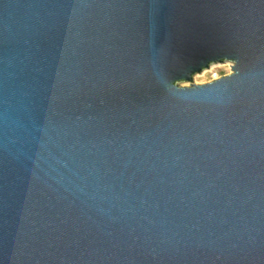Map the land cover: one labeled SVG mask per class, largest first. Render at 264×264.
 I'll return each instance as SVG.
<instances>
[{
	"label": "water",
	"instance_id": "1",
	"mask_svg": "<svg viewBox=\"0 0 264 264\" xmlns=\"http://www.w3.org/2000/svg\"><path fill=\"white\" fill-rule=\"evenodd\" d=\"M0 264H264V0H0Z\"/></svg>",
	"mask_w": 264,
	"mask_h": 264
},
{
	"label": "rangeland",
	"instance_id": "2",
	"mask_svg": "<svg viewBox=\"0 0 264 264\" xmlns=\"http://www.w3.org/2000/svg\"><path fill=\"white\" fill-rule=\"evenodd\" d=\"M221 63L210 68H205L207 69L205 72L196 73L197 75H194V81L197 83L207 82L232 71L231 64L227 63V61ZM184 84H188V82H184Z\"/></svg>",
	"mask_w": 264,
	"mask_h": 264
},
{
	"label": "bare ground",
	"instance_id": "3",
	"mask_svg": "<svg viewBox=\"0 0 264 264\" xmlns=\"http://www.w3.org/2000/svg\"><path fill=\"white\" fill-rule=\"evenodd\" d=\"M227 63H229V64H232V62L231 61H227ZM219 64H222L221 62H217V63H212L208 68H210V67H213V66H215V65H219ZM207 69H203L201 72H205ZM200 72V73H201ZM197 75V74H196Z\"/></svg>",
	"mask_w": 264,
	"mask_h": 264
}]
</instances>
